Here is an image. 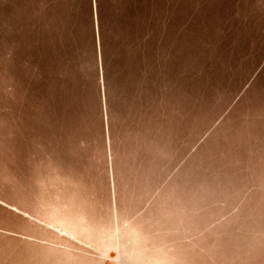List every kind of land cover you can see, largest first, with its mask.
I'll return each mask as SVG.
<instances>
[{"label": "rangeland", "instance_id": "obj_1", "mask_svg": "<svg viewBox=\"0 0 264 264\" xmlns=\"http://www.w3.org/2000/svg\"><path fill=\"white\" fill-rule=\"evenodd\" d=\"M0 264H264V0H0Z\"/></svg>", "mask_w": 264, "mask_h": 264}]
</instances>
